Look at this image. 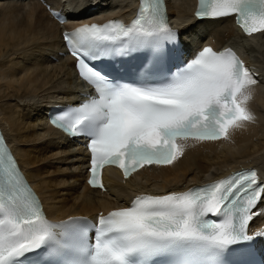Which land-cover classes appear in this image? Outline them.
<instances>
[{"label":"snow or ice","instance_id":"obj_1","mask_svg":"<svg viewBox=\"0 0 264 264\" xmlns=\"http://www.w3.org/2000/svg\"><path fill=\"white\" fill-rule=\"evenodd\" d=\"M166 5L167 0H145L128 25L93 23L63 34L79 76L95 95L52 117V123L69 136L86 135L94 186L103 187L98 178L105 164L119 166L125 177L145 165L172 164L183 154L178 141L228 139L230 129L254 120L246 106L253 74L230 49L205 46L162 84L113 82L88 62L139 49L163 54L165 44L178 38ZM195 15L235 16L247 35L264 32V0H200ZM262 200L264 182L255 170L242 171L181 194L137 197L130 207L100 215L94 239L73 240L58 230L87 219L48 221L17 162L0 149V264L54 241V248L74 254L72 264H81L80 257L83 264H152L170 250L180 264L186 243L222 248L264 235L248 234Z\"/></svg>","mask_w":264,"mask_h":264},{"label":"bare ground","instance_id":"obj_2","mask_svg":"<svg viewBox=\"0 0 264 264\" xmlns=\"http://www.w3.org/2000/svg\"><path fill=\"white\" fill-rule=\"evenodd\" d=\"M51 1L68 10L72 22L60 25L38 0H0V124L51 218L95 217L141 192L182 190L244 166H258L264 179V33L243 41L231 18L196 21L195 0H169L172 21L189 48L211 42L242 49L253 69L246 106L254 120L230 129L228 139L182 141L183 154L170 165L150 166L127 179L107 168L106 191L88 187L83 148L45 119L53 102L76 98L83 84L74 59L63 54L62 31L69 23L130 17L137 1L66 0L74 10L65 0ZM251 226L264 229V201Z\"/></svg>","mask_w":264,"mask_h":264}]
</instances>
